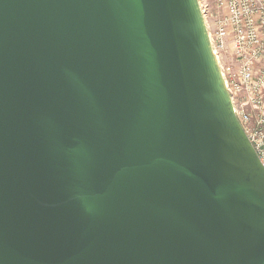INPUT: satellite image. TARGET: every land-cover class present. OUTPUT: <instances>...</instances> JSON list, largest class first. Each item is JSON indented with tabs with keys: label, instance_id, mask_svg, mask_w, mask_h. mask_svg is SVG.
Listing matches in <instances>:
<instances>
[{
	"label": "water",
	"instance_id": "1",
	"mask_svg": "<svg viewBox=\"0 0 264 264\" xmlns=\"http://www.w3.org/2000/svg\"><path fill=\"white\" fill-rule=\"evenodd\" d=\"M0 264H264L198 0H0Z\"/></svg>",
	"mask_w": 264,
	"mask_h": 264
},
{
	"label": "built area",
	"instance_id": "2",
	"mask_svg": "<svg viewBox=\"0 0 264 264\" xmlns=\"http://www.w3.org/2000/svg\"><path fill=\"white\" fill-rule=\"evenodd\" d=\"M235 114L264 166V0H198Z\"/></svg>",
	"mask_w": 264,
	"mask_h": 264
}]
</instances>
